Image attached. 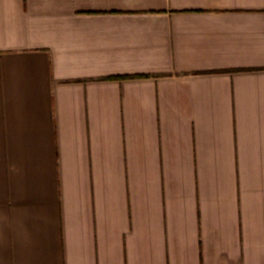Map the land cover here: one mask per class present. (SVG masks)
I'll use <instances>...</instances> for the list:
<instances>
[{
  "label": "crops",
  "instance_id": "1",
  "mask_svg": "<svg viewBox=\"0 0 264 264\" xmlns=\"http://www.w3.org/2000/svg\"><path fill=\"white\" fill-rule=\"evenodd\" d=\"M0 264H264V0H0Z\"/></svg>",
  "mask_w": 264,
  "mask_h": 264
},
{
  "label": "trees",
  "instance_id": "2",
  "mask_svg": "<svg viewBox=\"0 0 264 264\" xmlns=\"http://www.w3.org/2000/svg\"><path fill=\"white\" fill-rule=\"evenodd\" d=\"M138 77H140V76H138ZM132 78H135V77H124V78H120V77H110V79H112V80H124V79H132ZM142 78H148V77H145L144 76Z\"/></svg>",
  "mask_w": 264,
  "mask_h": 264
}]
</instances>
